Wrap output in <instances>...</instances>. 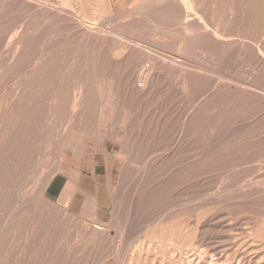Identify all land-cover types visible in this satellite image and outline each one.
<instances>
[{"label":"rangeland","instance_id":"374dc122","mask_svg":"<svg viewBox=\"0 0 264 264\" xmlns=\"http://www.w3.org/2000/svg\"><path fill=\"white\" fill-rule=\"evenodd\" d=\"M63 1L0 0V264H264V0Z\"/></svg>","mask_w":264,"mask_h":264},{"label":"crops","instance_id":"0c3cea01","mask_svg":"<svg viewBox=\"0 0 264 264\" xmlns=\"http://www.w3.org/2000/svg\"><path fill=\"white\" fill-rule=\"evenodd\" d=\"M96 181L97 178L94 174H85L83 171L77 172L75 176L61 172L52 178L46 188L45 195L48 200L60 203L73 214H82L90 210L92 204H96L94 216L97 218L100 216V212L105 213L108 207L101 205L99 187L93 193V182Z\"/></svg>","mask_w":264,"mask_h":264},{"label":"bare ground","instance_id":"6f19581e","mask_svg":"<svg viewBox=\"0 0 264 264\" xmlns=\"http://www.w3.org/2000/svg\"><path fill=\"white\" fill-rule=\"evenodd\" d=\"M68 0H66V1H63V2H65V5H66V2H67ZM58 2V1H57ZM61 3V2H60ZM67 4H68V2H67ZM52 5H55V4H52ZM57 5V4H56ZM62 5V4H61ZM61 5H59V6H61ZM58 6V5H57ZM63 7V6H62ZM63 12H65V10H63ZM80 19V18H79ZM83 20V19H82ZM85 20V19H84ZM87 21V20H86ZM81 22V21H80ZM83 22H85V21H83ZM89 24V26H90V23H88ZM89 29V28H88Z\"/></svg>","mask_w":264,"mask_h":264}]
</instances>
